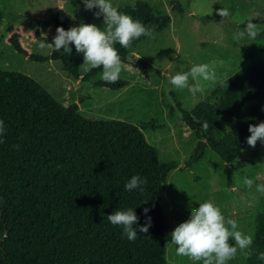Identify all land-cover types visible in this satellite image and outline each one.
Wrapping results in <instances>:
<instances>
[{
  "label": "trees",
  "instance_id": "obj_1",
  "mask_svg": "<svg viewBox=\"0 0 264 264\" xmlns=\"http://www.w3.org/2000/svg\"><path fill=\"white\" fill-rule=\"evenodd\" d=\"M121 12L145 26H154L156 33L170 23L168 16L157 14L144 1L126 5ZM52 23L49 43L58 27L69 29L57 16L52 17ZM33 38L44 37L36 31ZM144 38L128 49L119 44L115 47L123 64L138 70L147 81L148 64L135 63L129 57L130 50ZM255 40L264 45V31ZM8 43L31 61L60 62L63 71L81 82L103 70L92 69L79 77L71 56L74 46L71 54L61 49L40 56L28 54L17 34L11 35ZM128 84L120 78L115 83L92 82L94 87L110 90ZM169 96L181 122L196 138L185 167L201 160L209 148L226 166L227 186L232 187L231 170L241 169L239 154L250 136L249 125L264 122V58L235 72L189 110L173 93ZM0 120L7 128L4 143H0V264H166L161 187L177 166L174 161L160 162L157 150L141 134L142 129L156 130L163 124L153 118L137 125L90 120L78 112L75 103H58L32 78L3 70ZM134 175L147 179L143 192L125 191ZM129 208L139 217L137 228L145 225V208L151 217L148 233L137 231L135 241H129L122 227L107 219L114 211ZM253 235L245 264H264L258 259L264 253V207L255 220Z\"/></svg>",
  "mask_w": 264,
  "mask_h": 264
},
{
  "label": "rangeland",
  "instance_id": "obj_2",
  "mask_svg": "<svg viewBox=\"0 0 264 264\" xmlns=\"http://www.w3.org/2000/svg\"><path fill=\"white\" fill-rule=\"evenodd\" d=\"M135 1L146 2L157 14L170 19L164 30L155 32L154 39L145 37L129 52L133 62L148 64L147 81L138 70L123 64L120 79L127 80L128 86L120 90L94 87L92 82L102 80L103 70L81 82L63 71L60 62L31 61L9 45L10 36L17 34L28 54L49 55L53 50H40L33 33L51 36L53 16L65 20L69 29L81 23L103 29V17L94 15L99 10H85L82 0H0V70L32 78L58 103H75L78 112L90 120H119L137 125L153 118L164 125L156 130L142 129L141 134L157 150L160 162L174 161L177 166L161 187L167 229L166 264H193L175 254L170 234L189 219L190 209L198 208L200 203L213 202L226 218L237 221L240 231L253 234L255 220L264 207V195L255 190V185L264 184V146L259 141L255 148L246 144L239 154L241 169L231 170L232 187L227 186L226 166L209 148H205L201 160L185 167L196 138L181 122L169 93L189 110L235 72L258 64L264 58L262 41L245 39L237 43L233 36L249 21L264 26V0H111L120 12ZM173 6L177 8L172 9ZM222 8L231 13L223 23L217 14ZM71 56L82 77L86 73L81 68L83 54L75 50ZM200 63L209 64L217 76L214 84L201 81L203 92L192 95L187 89L177 90L169 84L176 72L188 71ZM245 177L253 179L252 189L243 185ZM229 264H245V257L238 255Z\"/></svg>",
  "mask_w": 264,
  "mask_h": 264
},
{
  "label": "clouds",
  "instance_id": "obj_3",
  "mask_svg": "<svg viewBox=\"0 0 264 264\" xmlns=\"http://www.w3.org/2000/svg\"><path fill=\"white\" fill-rule=\"evenodd\" d=\"M82 2L87 11L99 10L94 15L96 18L103 17V29L95 24L85 23L67 31L58 27L51 43L44 36L43 39L38 40L37 46L40 50L50 49L53 52H59L63 49V53L71 54L70 45H74L76 53L83 54L84 63L81 68L85 72L102 67L100 78L107 83H115L119 80L124 68L115 45L119 44L121 48L128 49L141 36L154 39L155 28L145 26L139 20L120 12L118 6H114L111 0H82ZM217 14L222 18V23L231 15L227 8L220 9ZM261 31H264V26L249 21L246 27L234 34L233 40L237 43L245 39L255 40ZM216 80L214 69L207 63H200L192 65L188 71L176 72L168 82L177 90L187 89L192 95H196L204 90L201 81L214 84ZM203 128L207 131V122H204ZM248 131L250 136L246 143L250 147L255 148L258 141L264 144V122L250 124ZM6 132L4 121L0 120V143H4ZM13 147L19 149V145H13ZM146 184V178L134 175L125 184V191L143 192L142 186ZM243 185L252 189L254 181L245 177ZM255 190L264 195V184L255 185ZM148 212L149 209L145 208L146 222L139 228L136 227L139 217L131 208L124 211L116 210L108 215L107 219L113 226L122 227L129 241H135L138 236L137 231L147 234L152 226L151 217L147 216ZM170 237V244L175 246V254L188 258L193 264H229L238 255L247 257L251 254L254 240L253 234L240 231L237 221L226 218L220 207L211 201L200 203L198 208H191L189 219L175 227ZM258 259L264 261V253H260Z\"/></svg>",
  "mask_w": 264,
  "mask_h": 264
}]
</instances>
